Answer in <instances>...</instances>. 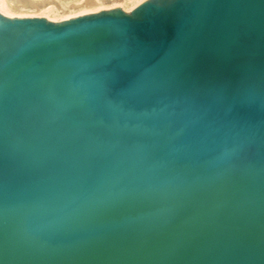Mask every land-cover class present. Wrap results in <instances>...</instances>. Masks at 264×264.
<instances>
[{"label":"water","instance_id":"obj_1","mask_svg":"<svg viewBox=\"0 0 264 264\" xmlns=\"http://www.w3.org/2000/svg\"><path fill=\"white\" fill-rule=\"evenodd\" d=\"M0 264H264V0L0 12Z\"/></svg>","mask_w":264,"mask_h":264},{"label":"rangeland","instance_id":"obj_2","mask_svg":"<svg viewBox=\"0 0 264 264\" xmlns=\"http://www.w3.org/2000/svg\"><path fill=\"white\" fill-rule=\"evenodd\" d=\"M135 0H59V7L60 12L57 20H51L54 22L68 20L70 18H74L77 16L85 15V14H92L96 12H100L103 10H111L114 8H121L125 12H130L135 6H133V2ZM133 6V7H132ZM1 12V10H0ZM2 13V12H1ZM16 17H21L17 16ZM63 15V16H62ZM65 15V16H64ZM10 16V17H15ZM28 17V16H22ZM32 17V16H29ZM33 17H45L46 16H34ZM61 17V18H60ZM50 20L49 18H47Z\"/></svg>","mask_w":264,"mask_h":264},{"label":"bare ground","instance_id":"obj_3","mask_svg":"<svg viewBox=\"0 0 264 264\" xmlns=\"http://www.w3.org/2000/svg\"><path fill=\"white\" fill-rule=\"evenodd\" d=\"M58 1L59 0H0V10L7 16H15L18 14L17 16L21 17H33L34 14V16H46L50 20H57L56 18L61 16L59 15L60 7ZM142 1L144 0H135L133 6H137Z\"/></svg>","mask_w":264,"mask_h":264}]
</instances>
